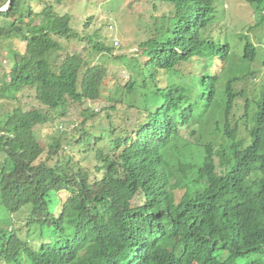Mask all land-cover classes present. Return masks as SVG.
<instances>
[{"label":"trees","instance_id":"1","mask_svg":"<svg viewBox=\"0 0 264 264\" xmlns=\"http://www.w3.org/2000/svg\"><path fill=\"white\" fill-rule=\"evenodd\" d=\"M145 1L160 14L136 59L58 1L0 12V98L34 89L40 105L0 117V264H264V53L216 33L227 0ZM241 1L264 45V0ZM120 60L128 80L108 91ZM85 103L73 135L39 144L35 128Z\"/></svg>","mask_w":264,"mask_h":264},{"label":"rangeland","instance_id":"2","mask_svg":"<svg viewBox=\"0 0 264 264\" xmlns=\"http://www.w3.org/2000/svg\"><path fill=\"white\" fill-rule=\"evenodd\" d=\"M59 2L58 10L61 14L65 10H68L72 19L70 21V26L83 35L86 30L89 33L96 29H100L103 34L109 37L110 42H115L120 46L121 52L126 54L127 57H132L133 59L138 58L140 55L139 47L137 46L140 42L146 40L151 34L152 25L155 22L154 18L150 17V14H160V11H152L151 5L145 0H118L114 2L112 0H49ZM229 8L227 17L216 25L217 32L224 33H244L248 34L253 44L258 47L259 52L264 53V45L261 41L257 39L262 35V30L255 29V24L258 19H254L252 8L242 2L241 0H227ZM8 0L4 3V0H0V9L5 7ZM223 0H216V6L221 9ZM104 9L109 11L103 12ZM226 9V8H224ZM222 10V9H221ZM225 13L224 10L220 14ZM88 16H92L89 28L83 30L82 26L84 24V19ZM107 27V29L104 28ZM109 26H113L114 33H109ZM250 31V32H249ZM114 39V40H113ZM7 45V44H5ZM0 47V51L3 50L4 46ZM9 46V45H7ZM16 49L21 50L23 47L22 41H15L13 45ZM6 48V46H5ZM69 49L78 51L84 54L85 45L84 43H71L68 46ZM134 49L136 51L134 52ZM6 50V49H5ZM119 50V49H118ZM118 50H112L115 53ZM88 51V50H87ZM92 54V53H91ZM96 56H94L95 63ZM1 68L0 71H5L8 69V55L6 52L1 53L0 56ZM108 70L107 80L109 85L106 89L112 88L110 85L115 83L117 85H123L128 80L127 71L125 69V62L120 60L117 62L104 63ZM111 81V82H110ZM245 91L249 93L251 82L242 83ZM115 88V87H114ZM113 88V89H114ZM34 89L25 90L22 94L17 96V101L11 102L8 100H3L0 98V117L11 112L14 108L20 106L23 110H29L30 108H38L40 105L34 98ZM249 95V94H248ZM107 92L103 93L102 99L96 101L94 108L96 111H104L110 104L106 101ZM88 106L85 103L84 106L77 108L72 111H68L64 119L59 122L50 123L47 125L35 128L36 138L39 144L45 148L54 139L61 138L62 142L63 134L73 135V128L79 123L78 113L81 108ZM134 116V112H129V118ZM112 126L116 127L118 122L116 120L112 121ZM100 123L105 126L109 122L105 119H101ZM44 159V157H43ZM86 166L90 167L92 162L88 160L84 163ZM141 200L137 199L134 205L140 204Z\"/></svg>","mask_w":264,"mask_h":264},{"label":"water","instance_id":"3","mask_svg":"<svg viewBox=\"0 0 264 264\" xmlns=\"http://www.w3.org/2000/svg\"><path fill=\"white\" fill-rule=\"evenodd\" d=\"M12 1H13V0H8V2H7V4L5 5V7H3L2 9H0V12H5V11H7V10L11 7V5H12Z\"/></svg>","mask_w":264,"mask_h":264}]
</instances>
